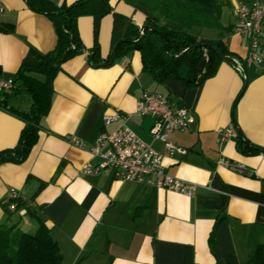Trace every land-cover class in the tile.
<instances>
[{
	"label": "crops",
	"instance_id": "obj_1",
	"mask_svg": "<svg viewBox=\"0 0 264 264\" xmlns=\"http://www.w3.org/2000/svg\"><path fill=\"white\" fill-rule=\"evenodd\" d=\"M49 1L61 6L77 0ZM248 1L228 0L221 8L219 20L229 26L227 31L215 29L214 35L203 36L199 31L207 27L195 30L201 39L220 37L233 57L244 60L242 72L222 59L203 80L202 69L201 83L195 85L175 75L155 82L143 70L136 50L108 66L91 64L88 51L95 41L94 17L87 13L77 18L85 51L61 64L37 142L22 162L0 163V223L7 219L8 225L14 224L13 245L22 233H34L38 227L25 207L5 211L3 203L14 191L27 198L30 209L51 228L62 264L78 260L84 264H223L226 253H234L238 264H246L257 246L264 247V66L244 59L248 42L234 31L235 10ZM0 4V77L9 79L21 65L38 62L35 52L52 50L56 32L49 17L31 9L27 0H0ZM108 5L110 12L100 17L96 33L103 58L111 52L113 12L139 27L145 17L153 16L131 0H108ZM145 91L168 94L175 106L186 107L193 115L187 130L168 135L169 141L186 149L185 154H168L150 133L154 119L134 113ZM0 101L19 109L28 107L26 98L12 90L2 91ZM115 110L131 114L129 126L163 153L169 175L196 184L193 194L122 180L112 170L98 174L81 170L87 161H96L89 149L98 134L119 125L114 121L105 126L102 121L104 112ZM230 125L246 140L243 147L249 146L248 152L237 148V137L220 141L219 130ZM23 126L21 119L0 106V150L16 145ZM219 157L242 164L244 172L217 165Z\"/></svg>",
	"mask_w": 264,
	"mask_h": 264
},
{
	"label": "trees",
	"instance_id": "obj_2",
	"mask_svg": "<svg viewBox=\"0 0 264 264\" xmlns=\"http://www.w3.org/2000/svg\"><path fill=\"white\" fill-rule=\"evenodd\" d=\"M131 1L145 7L153 16L145 17L139 27L129 21L127 16L113 12L111 52L103 58L99 54L96 33L100 17L110 12L108 0H77L70 5L61 6L49 0H27L31 9L46 14L51 20L56 32V44L48 52H35L38 59L36 64L21 65L15 74L9 77L11 88L8 90L25 97L28 107L19 109L0 101V106L24 122L16 145L0 150V163L22 162L37 142L40 122L49 111L53 80L61 69V64L85 51L77 31V18L80 15L88 13L94 17L95 41L88 51V60L93 65H111L136 50L140 53L143 70L157 83H163L169 75L179 77L178 68L182 63L186 64L190 70L187 77L181 80L187 85L201 83V72L196 70L201 60H205L203 70L206 78L216 71L222 59H228L230 62L237 59L244 68V60L233 57L220 37L215 40L201 39L195 33L196 29L202 27L227 31L229 26L224 27L219 18L221 8L228 4V0ZM2 91L4 89H1L0 93ZM236 139L237 148L248 152L249 146L243 147L246 140L240 137L239 133ZM10 204H13L14 208H9ZM3 207L7 213L25 207L27 213L38 221V227L34 233H22L18 243L13 245L10 233L14 224L8 225L7 219L1 222L0 264H62V254L51 228L39 220L36 213L30 209L27 198L16 193L15 196H8ZM215 229L216 225L210 232V241H213ZM224 258L223 264H238L234 253H226ZM74 264L84 263L78 260ZM246 264H264L262 245L257 246L248 256Z\"/></svg>",
	"mask_w": 264,
	"mask_h": 264
},
{
	"label": "built area",
	"instance_id": "obj_3",
	"mask_svg": "<svg viewBox=\"0 0 264 264\" xmlns=\"http://www.w3.org/2000/svg\"><path fill=\"white\" fill-rule=\"evenodd\" d=\"M0 4V10H2ZM237 24L234 31L247 39V53L245 60L259 66H264V3L261 0H249L241 3L235 10ZM233 66L242 72V63L233 59ZM11 88L10 79H0V90ZM135 114L149 116L154 119L150 128L153 139L160 140L168 154L178 152L183 155L186 149L173 144L168 135L174 131H185L194 121V117L186 107L175 106L168 94L145 91L138 98ZM131 114L118 110L102 114L103 124L106 126L114 121L119 125L111 131H101L89 152L95 162L87 161L81 167L85 174H98L103 170H112L116 178L122 180H136L155 186L158 189L180 192L191 195L196 184L183 181L169 175L163 165V153L155 150L152 145L144 141L128 124ZM220 141L224 142L238 136L234 125L219 130ZM74 144L82 146L77 138H72ZM217 165L234 172L243 173L244 166L219 157ZM11 192L9 196H15ZM14 208L13 204L9 205Z\"/></svg>",
	"mask_w": 264,
	"mask_h": 264
},
{
	"label": "water",
	"instance_id": "obj_4",
	"mask_svg": "<svg viewBox=\"0 0 264 264\" xmlns=\"http://www.w3.org/2000/svg\"><path fill=\"white\" fill-rule=\"evenodd\" d=\"M204 63H205V60H201V61L197 64V66H196V70H197V71H202V69H203V67H204ZM189 70H190V68H189L186 64L182 63V64L180 65V67L178 68V70H177L178 76H179L181 79L187 77ZM205 76H206V73H205V72H202V74H201V79L203 80V79L205 78Z\"/></svg>",
	"mask_w": 264,
	"mask_h": 264
},
{
	"label": "rangeland",
	"instance_id": "obj_5",
	"mask_svg": "<svg viewBox=\"0 0 264 264\" xmlns=\"http://www.w3.org/2000/svg\"><path fill=\"white\" fill-rule=\"evenodd\" d=\"M263 3H264V0H261ZM229 17H231V16H229ZM231 19V18H230ZM200 32V34L201 35H203V36H209V35H214V32L216 33L217 32V30H215V28H204L202 31L200 30L199 31ZM244 40L246 41L247 39L246 38H244ZM19 238H20V236H19ZM19 238H18V241H19ZM18 243V242H17Z\"/></svg>",
	"mask_w": 264,
	"mask_h": 264
}]
</instances>
